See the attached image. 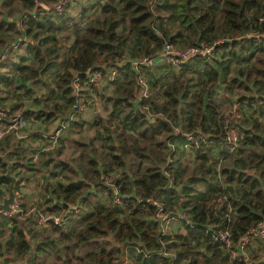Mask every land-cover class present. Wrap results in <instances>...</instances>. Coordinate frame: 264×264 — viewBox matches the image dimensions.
<instances>
[{"label": "trees", "instance_id": "trees-1", "mask_svg": "<svg viewBox=\"0 0 264 264\" xmlns=\"http://www.w3.org/2000/svg\"><path fill=\"white\" fill-rule=\"evenodd\" d=\"M58 1L0 0L3 85L20 89L26 87L23 78L36 79L57 68L58 33L69 29L75 36L74 53L57 80L55 97L49 102L35 96L33 106L27 103L19 131L27 136L32 113L60 119L79 101L91 103V94L80 84L100 93L112 109L107 117L89 121L98 126L100 146L75 139L72 160H56L53 152L67 144L64 129L86 123L73 118L79 109L59 122V134H43L51 140L45 146H56L36 147L35 154H50H43L36 168L59 169L57 185L44 193L51 207L42 211L40 205L33 206L36 218H26V200L17 196L16 212L0 210V264H18L22 258L24 264H129L138 258L177 264L195 247L199 252L215 248L220 264H257L245 257L246 250L264 237L250 241L244 252L239 243L264 222V0H88L77 13L69 10L75 6L72 0L61 9L56 8ZM171 22L180 27L168 26ZM180 41L188 44L185 49H211L176 66L161 52L166 42ZM20 44H27L30 56L13 61L10 49ZM142 56L156 60L135 68L134 59ZM112 68H117L114 78L109 75ZM92 72H100L111 84L110 93L107 86L99 90L91 81ZM30 91L28 85L25 92ZM2 93L0 109L9 115V107L25 106V99L14 104ZM34 106L37 111L29 108ZM10 134L0 140V154L14 160V172L24 164L17 157L25 155L14 149L17 133ZM31 159L24 164L28 168H33ZM6 170L0 157V184L5 183L0 201L10 191ZM19 172L14 173L19 177L16 192L24 180ZM157 199L167 211L185 212L177 219L186 233L162 231ZM76 206L79 211L72 212ZM41 212L69 217L65 223L49 218L41 224ZM224 229L231 232L232 246L221 238Z\"/></svg>", "mask_w": 264, "mask_h": 264}, {"label": "rangeland", "instance_id": "rangeland-1", "mask_svg": "<svg viewBox=\"0 0 264 264\" xmlns=\"http://www.w3.org/2000/svg\"><path fill=\"white\" fill-rule=\"evenodd\" d=\"M73 5H75L74 7H71L69 10L72 13H77L81 7L84 5V3L89 4L90 2L88 0H72ZM79 3V4H78ZM77 4V5H76ZM91 13V12H90ZM178 22H171V24H168V26H172L174 29L179 28L180 26H178ZM157 26V23H156ZM161 29V27H159ZM59 35V40L58 43L60 45V54H59V58L58 60L61 62L60 65L56 68H53L51 70H49L45 75L36 78V79H24L22 80L23 83L26 84V87H22L19 89V87H14V85L12 84H8V85H3L0 88H3L2 92H7L6 96L8 98L9 102L12 103H19L22 99H25V106L26 107L27 103L29 106H33V100L34 97H40L42 100V97L44 99L48 98V101L51 102V100L53 99V97H55V90L54 89L57 86V80L59 79V76L61 75V73L67 68V66L69 65V59L70 56L73 55L74 50L72 49L73 47V40L75 38L72 30L66 29L63 30L62 32L58 33ZM36 42V39L32 38L30 39V42ZM177 45H180L181 47H178ZM188 45L187 43L180 41L178 43H174V46L176 48H183L184 46ZM211 48V47H210ZM30 56L28 49H27V44H20L17 48H11L10 49V54L9 57L12 58V60H20L21 56ZM34 59L33 57L29 58V62H32ZM241 63V62H239ZM241 64H239V66H241ZM179 66V65H178ZM16 84V83H15ZM19 84V82H18ZM30 85V92L26 93L25 90L27 89V86ZM107 86V92L110 93L112 86L111 84H109L108 81L104 80L103 78H101L98 82H97V87L100 90V88H105ZM16 88V89H14ZM80 88L83 91H86L91 94L88 95V99L89 101H92L91 103L87 102L86 103V107L83 110H80L79 112L76 113V116L78 118V120H81V122H85V124L83 125H71L69 126V128H66L68 131V134L70 135V137L67 140V144L64 146L63 150L61 152H57V150H55L56 148H54L53 150H55L53 152L56 160L58 159H66V160H72L74 156H76V143H75V139H78L80 141H90V140H94L95 144L97 146H100L101 141L100 140V133L97 131L98 130V126L94 127V126H90L91 123H89V121L94 120L95 118H100L101 116L103 117H107L112 109V104L105 101L100 93H92L90 92V89H87V87H85L84 85L80 84ZM221 88H219V92ZM9 91V92H8ZM0 90V94L2 93ZM40 95H37V94ZM3 94V93H2ZM33 99V100H32ZM83 100V99H82ZM27 101V102H26ZM84 101V100H83ZM22 104V103H20ZM50 104V103H49ZM22 106V105H21ZM43 107V106H42ZM10 111L12 112V116L13 115H21V111L22 109H20L19 107H9ZM6 109H8V107L6 106ZM60 120V119H58ZM68 125V124H67ZM13 130L8 131L7 134H10ZM25 131V130H23ZM22 131V132H23ZM53 131L54 134H59V132ZM52 132V133H53ZM65 132V129L62 131V133ZM15 133V132H13ZM13 133H11L10 135H12ZM4 135H2L0 137L1 139H4ZM20 137L18 135H15L13 140H16L18 142V144H16V146L14 147V149L19 146L21 143H19V141L21 142V139H19ZM49 137H47L48 139ZM239 140V134L235 133L233 135V142L236 143ZM48 145V144H45ZM41 146L43 148H49L51 146H56V145H51V146ZM39 147V148H41ZM186 151H189L188 148H186ZM23 154H25V157H17L18 160L24 162H29V157H31V153H27V152H23ZM43 154L45 155L44 157H48L50 154L48 153H39V157L37 159H32L30 160V162H34V164H32L33 168H28L26 165H20L18 168H16L14 170V172H12L13 174L16 172L20 173V176H24V180L22 181V184L24 186V189L26 192H29L28 196L26 197V210L29 212H25L22 216L24 217H28L30 215H33L36 211V209H32L33 206L38 207L37 205H40L41 210L43 211V209H46L47 206L51 207V201H46L47 199V195L44 197V193H47L49 190L53 189V185H57V181L58 180L57 176L59 175V169L54 170V172H57L53 174V170H48V171H43V170H37L35 162L40 161L42 159ZM189 160L192 158V155H189ZM188 158V157H187ZM186 159V158H185ZM14 161V160H13ZM229 161V160H228ZM32 172V173H31ZM15 175V174H14ZM221 175V174H220ZM19 179V177H18ZM46 179V180H44ZM224 179V178H223ZM244 184H242L243 186ZM37 186L39 187V190L41 188V192H42V200L40 199H36V197L34 195H32L30 192L35 191ZM197 186L199 188H204L205 185L203 186V184H197ZM35 187V188H34ZM51 194V197L54 196V194L50 191L49 192ZM100 194V193H99ZM98 194V195H99ZM9 195V193L7 194ZM18 196V193H17ZM24 199V198H22ZM17 200V198H16ZM46 201V202H45ZM46 205V206H45ZM89 209V206H87ZM45 211V210H44ZM181 210L177 209L176 212H180ZM13 212H16L13 211ZM48 214H51L49 210L45 211ZM55 213V212H54ZM78 214H76L74 217H76ZM36 215L34 214L32 219H35ZM29 220H31V217L29 218ZM178 223V221H176ZM175 222V223H176ZM38 225V224H37ZM39 226V225H38ZM172 226V225H171ZM171 226L169 228H171ZM38 228V227H37ZM169 230V229H168ZM246 258H251L252 263H257V264H264V239L259 240L257 242H254L252 244H250L246 250Z\"/></svg>", "mask_w": 264, "mask_h": 264}, {"label": "built area", "instance_id": "built-area-1", "mask_svg": "<svg viewBox=\"0 0 264 264\" xmlns=\"http://www.w3.org/2000/svg\"><path fill=\"white\" fill-rule=\"evenodd\" d=\"M67 0H59L56 4V8L61 9L63 4ZM157 32H160L159 29H157ZM211 48L207 47H200V46H192L187 49L185 48H176L172 43L166 42L164 49L161 52V56L171 62L172 64L178 66L182 59L189 58L190 56L198 53V52H204V51H209ZM5 54L1 56V58H4ZM126 57L123 58L125 60ZM156 58L151 57V56H142L141 58L134 59V66L135 68H139L141 63H147V64H153L155 62ZM117 74V68H112L110 71V78H114ZM102 78V75L100 72H92L90 74V79L91 81H96L100 80ZM142 81V80H141ZM76 82V86L78 89V82ZM143 82V81H142ZM143 94L145 96L148 95V90L147 88L144 89ZM76 109L83 110L86 105L83 102H78L77 104L74 105ZM25 124V121L20 118V115H9L8 112L4 109H0V137L2 135H5L8 133V131H17V135L19 137H24L26 134L22 131H19L20 127H22ZM59 131V130H58ZM57 131V132H58ZM50 148V147H49ZM45 149V148H44ZM149 200H152L149 198ZM158 200V199H157ZM159 204V209L157 212L158 218L161 220V225H162V231L164 233H167L169 227L176 221H178V216H185L184 211H180L179 213H172L170 211H167L163 205V202L158 200L156 201ZM17 202L13 204L14 210H17ZM80 207L76 206L71 208V211H79ZM71 214V213H69ZM68 215H61V214H54L51 217L47 215L44 212H41L38 217V222L41 224H46L49 218H52L55 223L61 224L67 222ZM221 238L223 241L226 242L227 246H232V237H231V232L229 229H224L221 231ZM259 237H264V222H262L259 226L256 228L251 229L243 238H241L240 243H239V248L240 251L244 252L245 246L255 238ZM238 250V249H237ZM233 255L237 256L238 253L237 251L233 250Z\"/></svg>", "mask_w": 264, "mask_h": 264}, {"label": "crops", "instance_id": "crops-1", "mask_svg": "<svg viewBox=\"0 0 264 264\" xmlns=\"http://www.w3.org/2000/svg\"><path fill=\"white\" fill-rule=\"evenodd\" d=\"M0 84L3 85V82L0 81ZM4 95V94H3ZM0 97H2V94H0ZM2 104V101H0ZM5 103H8L7 100L4 101ZM20 102H23V100H21ZM4 103V104H5ZM2 106V105H1ZM20 109L24 110V105L19 106ZM28 108V107H26ZM32 108V111H37L38 108L37 107H29ZM37 115L32 113L30 115V117H28V123H27V127H28V134L25 138L21 139V144L19 146H17L15 148V150L21 155L23 152H27V153H31L33 156V159H37L39 157V154H35V151L37 150V148L45 145V144H49L51 142L50 139H46L43 138V134L47 133L50 134L53 131H56L58 129V124L59 122H61L60 120H58V117L56 116H52V117H46L45 115H41L39 117H36ZM74 119H78L76 114L73 115ZM66 127H68V125L66 124ZM69 130V129H68ZM67 129H65V132L63 133V136L66 137L67 139L70 137V135L68 134ZM54 133V132H53ZM37 147V148H36ZM36 148V149H35ZM25 155V154H23ZM42 168L43 169H47V166L45 164H42ZM32 173V172H31ZM19 180V179H18ZM17 180V181H18ZM21 186L18 188V196L21 198L26 199V197L28 196L29 192H26L24 189V186L22 184V181L20 182ZM7 184V183H6ZM1 188L4 189L5 187V183H1L0 184ZM35 188V187H34ZM32 195H34L36 197V199H41L42 198V192H41V188L39 190V187L37 186L35 191L30 192ZM7 195V194H5ZM4 195V196H5ZM30 195V194H29ZM35 207V206H34ZM168 232L172 233V234H184L187 232V228L182 225L181 223H173L171 228H169ZM182 242L181 239L178 240V245H180V243ZM193 243V242H192ZM199 247H195L191 250H188V254L185 256V258L178 262L177 264H204L203 260L204 259H209L211 260L210 262H212V264L217 263L220 264V257H218V252L215 251V248L213 247H209L208 249L206 248H202V251L204 252H199ZM223 254L221 253V256ZM224 256V255H223ZM128 257H127V261H128ZM126 261V262H127ZM18 264H24L25 263V259H21L18 260ZM163 261L159 260L157 262V264H161ZM129 264H150V262H146L145 259H130V263Z\"/></svg>", "mask_w": 264, "mask_h": 264}, {"label": "water", "instance_id": "water-1", "mask_svg": "<svg viewBox=\"0 0 264 264\" xmlns=\"http://www.w3.org/2000/svg\"><path fill=\"white\" fill-rule=\"evenodd\" d=\"M74 111H76V107L72 106L65 114L61 113L60 121L71 118V115ZM0 157L3 158L5 163H7V170L5 172V175L11 180L9 195H6L3 198V200L0 201V210L5 212H13L14 211L13 204L16 202V198H17V192L15 191L14 187L16 181L18 180V176L12 174L11 172V167L14 161L8 159L6 154H0Z\"/></svg>", "mask_w": 264, "mask_h": 264}]
</instances>
